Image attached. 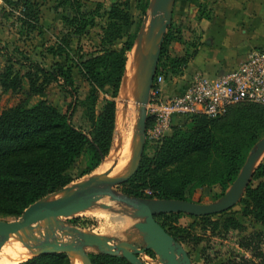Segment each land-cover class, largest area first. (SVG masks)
<instances>
[{"label":"trees","instance_id":"obj_1","mask_svg":"<svg viewBox=\"0 0 264 264\" xmlns=\"http://www.w3.org/2000/svg\"><path fill=\"white\" fill-rule=\"evenodd\" d=\"M4 1L21 7L23 23L31 29L36 26L39 4L35 0ZM59 2L71 5L78 1ZM148 4L149 0H144L137 7L141 14H145ZM127 7V3L123 2L110 5L106 10L109 22L102 29V49L88 58L78 57L76 61L80 77L90 86L81 102L88 124L86 129L76 126L66 113L42 98L44 83L61 77L65 84H72L71 67L63 69L58 64V70H45L27 59V94L38 95L41 99L31 106L20 102L0 110V216H19L30 204L69 185L77 178L69 169L79 157L85 158V167L81 172L85 175L97 168L108 155L115 131V98L122 85L127 54L135 36H124L122 33V25L129 21ZM63 20L74 34H82L88 26L83 17L76 14ZM122 39L120 47L116 48L115 42ZM11 71L12 66H9L0 74V96L8 91L19 92L22 88L21 77ZM38 74L43 76V84H37ZM100 95L104 102L96 111ZM151 124L152 118L148 117L146 128ZM261 133H264V104L236 103L229 106L223 115L214 118L193 114L182 124L172 127L159 141L152 157L141 159L136 172L124 182L128 186L127 192L137 198L191 201V197L185 195L189 186H219L224 190L238 175L248 151ZM253 179L258 182L246 188L239 202L240 214L264 226V157L255 169ZM181 215L164 214L161 216L164 221L159 222L175 240L185 231L184 227L176 225ZM192 217L211 220V215ZM76 220L78 217L70 223L74 225ZM210 222L218 227L219 221ZM78 226L86 227L82 224ZM223 227L243 229L237 219L227 215ZM262 237L263 232L259 231L243 236L238 247L248 252L249 256L234 254L221 264H264ZM89 257L92 264H131L117 255L98 253L89 254ZM16 264H70V261L65 253L60 252L41 254Z\"/></svg>","mask_w":264,"mask_h":264},{"label":"rangeland","instance_id":"obj_2","mask_svg":"<svg viewBox=\"0 0 264 264\" xmlns=\"http://www.w3.org/2000/svg\"><path fill=\"white\" fill-rule=\"evenodd\" d=\"M35 1L39 4V16L36 26L31 29L22 21L21 7L0 0V74L5 68L12 66L11 72L13 74L17 73L22 80V88L19 92L1 93L0 110L20 102L31 106L41 99L38 95L28 96L27 94L28 79L25 76L26 72L29 71L27 59L36 62L45 70H55L57 65L60 64L63 69L71 67L72 84L70 86L67 83L65 84L61 77H58L55 81L43 82V84V76L38 74L37 84L42 83L44 85L42 98L62 113H66L76 126L86 129L88 124L81 102L85 99L90 86L80 77L75 67L78 57L88 58L102 49L100 44L102 29L109 22L106 10L116 2H123L128 5L129 21L127 24L122 25V33L124 36L135 34L134 44L138 34L141 31L144 32L147 28L148 21L145 25L144 23L145 19L150 17L149 4L145 14H141L137 7L142 5L144 0H75L78 2H73L71 5L70 3L61 4L59 0ZM149 3H151V0H149ZM212 4L213 0H174L171 21L164 35L155 73V76L157 73H161L163 76V91L178 92L184 84L188 83L197 74H190L187 67L199 43L201 23L210 19L213 14ZM77 9H79L78 12L75 11ZM74 14L82 16L88 23L82 34H74L73 29L68 27L63 20L65 17H71ZM122 41L123 39L115 42V47L119 48ZM121 86L115 98V131L108 155L97 168L85 175H81L85 167V158L84 156L79 157L73 167L69 169V172L77 178L67 186L83 182L93 175L104 177L109 168L113 167L116 161L119 160V153L123 149L127 138L131 139L135 146L137 145L139 134L137 124L139 117L138 99L121 94ZM103 102V96L100 95L96 102V111L100 110ZM263 136L264 133H261L259 139ZM158 143L159 141L146 138L142 158L152 157ZM262 161L263 158L260 163ZM106 162L107 164L103 166ZM257 182L258 180L253 179L252 175L249 185H256ZM231 184L232 182L224 190L219 186L201 188L189 186L185 190V195L191 197L190 202L208 204L218 200ZM127 187L124 183H120L114 185L112 190L117 195L137 198L128 194ZM64 188L61 189V194H65L63 193ZM239 202L224 211V214H221L222 212L212 214L211 220L196 219L192 217L193 215L186 213H182L183 215L178 217L176 225L184 227L185 231L181 232L177 236L178 239L174 240L187 251L192 264H221L234 254L249 256L248 252L238 247V243L243 236L253 231L263 232L261 245L264 250V226L253 223L250 218L242 217ZM101 204L109 205V209L101 208ZM94 206L95 209L93 210H83L69 216H60L58 220L65 226L107 236L111 239L112 244L122 242L136 247L145 245L146 241L143 233L134 227L135 222L143 220L135 216V209L125 202L115 201L107 196L97 201ZM164 214L169 213L155 216L158 223L164 221L161 218ZM225 215L237 219L243 227L242 231L224 228ZM17 217L0 216V220L9 221ZM75 217H78V220H76V223L74 222L76 225H73L70 221ZM216 220L219 221V224L215 228V225L211 224L210 221ZM77 223L86 227L82 228ZM48 226L49 222H38L26 229L25 234L36 235L37 238H41ZM167 228L173 231L170 227ZM25 234L21 233L23 237H25ZM57 235L61 236V234ZM63 238L65 240L72 239L68 235L63 236ZM148 251L139 256L142 262L162 264L154 252L150 254ZM87 252L90 254L99 253L92 248L87 249Z\"/></svg>","mask_w":264,"mask_h":264},{"label":"water","instance_id":"obj_3","mask_svg":"<svg viewBox=\"0 0 264 264\" xmlns=\"http://www.w3.org/2000/svg\"><path fill=\"white\" fill-rule=\"evenodd\" d=\"M174 0H151L149 3L150 17L145 19L148 26L140 32L132 46L137 42L141 46L142 58L139 71V88L136 95L139 108L138 143L135 146V165L125 175L101 177L93 175L83 182L64 188L48 197L30 204L24 211L12 220H0V247L10 234H18L20 230L30 228L38 222H49L45 234L41 238L30 236L33 240L31 254L25 260L47 253H65L70 261L74 257L81 264H92L87 249L92 248L99 253L122 256L131 264H145L139 258L151 250L162 264H192L187 251L177 243L157 222L155 216L163 213H186L193 216L212 215L224 212L238 203L249 185L251 177L264 157V136L250 149L238 175L227 191L215 202L200 204L179 199L133 198L117 195L114 185L126 182L139 167L146 139L147 112L146 104L149 91L156 73L160 48L164 35L170 24ZM143 25V27H144ZM131 48V49H132ZM131 51V50H130ZM125 202L135 209V216L142 221L134 223V227L143 233L145 245L136 247L132 244H112L107 236L87 232L76 227L65 226L58 220L60 216H69L80 210H93L94 204L103 197ZM101 208L109 209V205L101 204ZM57 234H61L58 236ZM71 236L65 240L63 236ZM24 261V260H23Z\"/></svg>","mask_w":264,"mask_h":264},{"label":"built area","instance_id":"obj_4","mask_svg":"<svg viewBox=\"0 0 264 264\" xmlns=\"http://www.w3.org/2000/svg\"><path fill=\"white\" fill-rule=\"evenodd\" d=\"M163 83L162 75L154 77L146 104L152 118L146 138L153 141H160L193 114L214 118L236 103L264 104V47L250 49L244 60L217 76L197 73L181 92L165 94Z\"/></svg>","mask_w":264,"mask_h":264},{"label":"crops","instance_id":"obj_5","mask_svg":"<svg viewBox=\"0 0 264 264\" xmlns=\"http://www.w3.org/2000/svg\"><path fill=\"white\" fill-rule=\"evenodd\" d=\"M212 6L211 18L201 23L190 74L217 76L244 60L250 49L264 47V0H213Z\"/></svg>","mask_w":264,"mask_h":264},{"label":"bare ground","instance_id":"obj_6","mask_svg":"<svg viewBox=\"0 0 264 264\" xmlns=\"http://www.w3.org/2000/svg\"><path fill=\"white\" fill-rule=\"evenodd\" d=\"M141 51V46L136 42L127 57L126 72L120 90L121 94L125 95L126 97L134 98L138 93L140 71L139 67L142 58ZM124 143V147L120 151L118 156L119 160L116 161V164L113 167L109 168V173L107 172L104 177H115L125 175L134 167L136 161L135 144L133 143V141H131V139L128 138L125 140ZM105 164H107V162L104 163L103 166ZM81 211L83 210L77 211L75 213H79ZM85 211L89 210L87 209ZM26 229L28 228L20 230L18 234L13 233L8 236L6 242L0 247V264H14L29 257L32 248H27V246L33 247L34 243L33 240L30 239V236L32 235L25 234V232H27ZM21 233H24L25 237H23ZM71 264L81 263L74 257H72Z\"/></svg>","mask_w":264,"mask_h":264}]
</instances>
